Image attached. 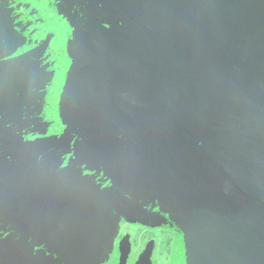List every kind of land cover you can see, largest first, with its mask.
Listing matches in <instances>:
<instances>
[{"label": "water", "instance_id": "1", "mask_svg": "<svg viewBox=\"0 0 264 264\" xmlns=\"http://www.w3.org/2000/svg\"><path fill=\"white\" fill-rule=\"evenodd\" d=\"M120 220L264 264V0H0V264H87Z\"/></svg>", "mask_w": 264, "mask_h": 264}, {"label": "flooded vegetation", "instance_id": "2", "mask_svg": "<svg viewBox=\"0 0 264 264\" xmlns=\"http://www.w3.org/2000/svg\"><path fill=\"white\" fill-rule=\"evenodd\" d=\"M183 235L184 231L171 228L162 220L155 223L120 220L110 248L91 256L87 264H175L178 242ZM126 242L129 246L121 252Z\"/></svg>", "mask_w": 264, "mask_h": 264}]
</instances>
